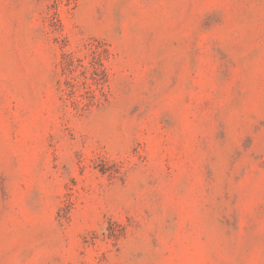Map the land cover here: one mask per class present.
Listing matches in <instances>:
<instances>
[{
	"label": "rangeland",
	"instance_id": "rangeland-1",
	"mask_svg": "<svg viewBox=\"0 0 264 264\" xmlns=\"http://www.w3.org/2000/svg\"><path fill=\"white\" fill-rule=\"evenodd\" d=\"M0 264H264V0H0Z\"/></svg>",
	"mask_w": 264,
	"mask_h": 264
}]
</instances>
